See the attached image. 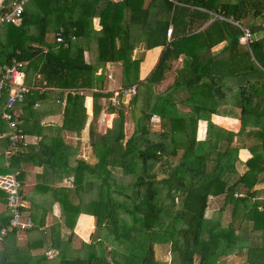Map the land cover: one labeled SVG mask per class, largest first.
<instances>
[{"label":"trees","instance_id":"16d2710c","mask_svg":"<svg viewBox=\"0 0 264 264\" xmlns=\"http://www.w3.org/2000/svg\"><path fill=\"white\" fill-rule=\"evenodd\" d=\"M34 4L35 13L24 9L20 25L5 24L0 34V64L15 57L26 64V72L34 70L35 85L59 89L60 97L65 95L62 127L79 134L86 125L98 159L89 163L75 158L74 165L65 164L73 186L53 189L64 220L49 227L50 247L59 252L41 254L34 264H49L53 259L56 264H166L155 257L157 245H169L168 264H219L234 247L245 246L247 264H264V200L255 188L264 181V0H34ZM95 18L100 24L97 31ZM32 23L37 28L34 35L28 31ZM51 27L55 34L60 32L63 42H57L56 35L54 42L46 41ZM243 29L251 34L248 43L240 41ZM140 45L144 50L163 48L144 80L138 77L141 58H132ZM86 51H96L101 64L120 62L123 88L135 85L129 102L134 107L141 99L142 106L128 138L122 94L115 97V104L109 100L114 94L103 91L104 77L96 74L94 62L86 61ZM176 62L180 66L174 68ZM173 69L166 87L155 90ZM87 93L95 102L91 117L85 108ZM226 93L235 96L233 106L240 109L238 132L209 118L218 113ZM47 94L35 89L27 94L23 119L33 116V105ZM101 98L106 100V109L117 115L104 133L93 127L101 112ZM155 115L160 118V130L151 138ZM200 119L207 121L203 140L196 137ZM248 127L245 135L252 142L247 147L251 157L239 172L238 152L244 144L234 141ZM203 128L201 123L200 136ZM63 148L68 145L62 139L48 146L47 155L29 146L12 155L11 166L20 161L42 166L58 165L63 158L67 162ZM8 167L5 171L13 172ZM129 176L131 181H127ZM238 190L243 197L234 196ZM0 194L6 203L7 193L0 190ZM76 197L78 202H72ZM214 197L223 198L220 211L230 212L229 222L221 216H205ZM36 207L42 205L32 208ZM7 210L0 230L11 219L8 206ZM20 211L31 214L23 207ZM80 214L95 218L94 232L82 243L79 255L69 256L61 253L60 229L70 230L66 241L70 240ZM122 215L129 216L131 224ZM30 216L33 227L25 231L36 232L35 246L42 248L45 237L38 225L45 222V212L41 218ZM243 228L253 239L259 235L258 240L248 244L249 238L238 231ZM17 232L13 229L0 241V264H20L9 259L8 247H3L7 237ZM112 238L126 250H112Z\"/></svg>","mask_w":264,"mask_h":264},{"label":"crops","instance_id":"0c3cea01","mask_svg":"<svg viewBox=\"0 0 264 264\" xmlns=\"http://www.w3.org/2000/svg\"><path fill=\"white\" fill-rule=\"evenodd\" d=\"M7 2V0H6ZM25 11L27 14L35 13V4L34 0L30 1L25 6ZM36 15V14H35ZM22 22V17L19 23H15L14 25L18 26ZM13 24V23H12ZM94 30L100 29L99 19L95 18L93 20ZM34 27V24L29 25L28 31L31 32V29ZM5 24L0 26V34L5 31ZM57 34V33H56ZM54 32V35H56ZM47 36V35H46ZM55 37V36H54ZM142 44V43H141ZM162 47H154L152 49L144 50L142 45L138 46L134 52L132 58H141L139 63V70H138V77L139 80H144L147 75L152 71L155 67L160 53L162 51ZM93 50V49H92ZM97 52L96 51H86L85 58L86 61H92L97 68V75H103L104 77V92L111 91L113 94L117 92L119 89L123 88L122 86V66L120 62H108L106 64H101L97 61ZM180 63H174V68L179 67ZM32 75L29 79L32 85L35 88H40L38 90L39 93H44L47 91L46 98L37 101L32 110L33 116H30L27 119H23V107L26 104V100L24 99L23 103L17 106V110L20 113V126L22 128L23 133L26 136L27 145L16 150L15 153L18 151H27L29 146H34L35 151L41 148L40 154L47 155V148L48 146L53 143L56 139H62L65 144L68 145V148L62 149V155H68V159L63 158L62 162H59L58 165L53 164L51 165H38L36 162L28 161H20L19 164L14 167L11 166L12 156L7 158L5 155L6 149L9 147V141L7 138L8 135V128L6 123L0 117V190L7 193L6 188H8L10 174L12 172L5 171L8 167L7 161H9V170L13 172H17V175L20 173V180L18 181L22 184L23 187V208H26L28 214H33L35 217L41 218L43 213L45 212V222L41 225H38L39 232L44 233L45 244L42 248L36 247L34 236H36V232H26V231H18L16 235H11L7 237L4 241V246L8 247L9 252V259L13 262H18L20 264H34L37 257L41 254L47 255H55L56 252H59L57 249H53L50 247L52 241V233L50 232L49 227L56 223H61L64 220V215H62V205L61 202L58 200L59 197H56V193L53 191L54 188H66L72 187L73 185L70 184L71 180L73 179L72 176L66 175L65 168H68L65 164L68 163L70 166L75 164V158L82 159V155L78 153L79 143H82V130L79 134L73 133L68 131L66 128L62 127L63 124V109L65 105V99L60 97L61 91L59 89L54 88H44L42 86H37L33 82L35 80V72L33 69ZM175 69H173L170 73V78L161 85V89L163 90L166 85L171 81V73H173ZM30 71V69H29ZM28 71L26 72V74ZM106 77V80H105ZM108 79V80H107ZM28 81V76H27ZM135 86V85H133ZM159 87V88H160ZM92 91V90H91ZM161 91V90H158ZM232 93H226V96L221 100V104L217 107L218 113L210 115V120L212 123L226 129L229 131L238 132L240 129V121L238 117L240 116V109L234 107L233 104L235 103V96L231 95ZM122 96V95H121ZM27 98V95L25 96ZM131 98V97H130ZM128 97H122L121 102L125 103V106L130 104ZM115 99V94L109 98V100L113 103ZM90 100V104L88 105V101ZM101 115L102 118L100 120H107L109 118V123H106L107 128L109 125L113 123L114 118L117 116L116 113H110L105 106V99L101 98ZM119 100V98H118ZM94 100L91 97L90 93H87L85 98V108H87V114L93 113L94 107ZM236 104V103H235ZM120 106V105H119ZM156 120L158 121V126L160 127V118L158 116ZM153 119V118H152ZM204 123L203 134H199L200 131V124ZM126 124V123H125ZM111 127V126H110ZM206 129H207V121L200 119L197 124V140H203L206 136ZM250 127L246 129V133L244 135L236 137L234 143L244 144V147H241L238 152V164L237 169L239 172H243L246 167L244 162L251 157L250 151L247 149L248 146L252 145V142L247 138L245 134L250 131ZM72 140V141H71ZM239 140V141H237ZM247 141V143H245ZM241 146V145H239ZM75 148V149H72ZM72 149V150H71ZM71 150V151H70ZM14 153V154H15ZM56 157L59 159L60 153L56 152ZM57 163V161H56ZM62 167V168H61ZM6 172V173H5ZM17 178V176H16ZM72 183V182H71ZM255 188L258 190L259 196H264L260 194L261 191H264V181L258 183ZM7 195V194H6ZM72 197V196H71ZM2 195L0 194V224L3 221L4 217L7 215V204L5 201H2ZM72 202H78V198H71ZM42 205L40 208H32L36 205ZM44 209V210H43ZM30 214V215H31ZM230 214V212H229ZM29 215V216H30ZM31 217V216H30ZM87 217V215L80 214L76 225L74 227L73 233L70 236V240L66 239L70 235V230L61 227L59 237L62 239L60 249L61 253H65L69 256L79 255L80 247L82 245V218ZM231 217V214L229 215ZM231 218L228 219L229 222ZM226 222V223H227ZM81 226H78L80 225ZM239 233L243 236V238H249L247 241L248 244L252 243L251 241H257L259 238L258 236H254V239L251 236L250 232L246 233L245 229L238 230ZM2 250V246L0 247ZM247 247L236 248L234 247L229 254L223 255L219 259V264H247L246 262V251ZM58 261L55 259L49 261V264H56ZM42 264H47L44 261Z\"/></svg>","mask_w":264,"mask_h":264},{"label":"built area","instance_id":"2783aa9c","mask_svg":"<svg viewBox=\"0 0 264 264\" xmlns=\"http://www.w3.org/2000/svg\"><path fill=\"white\" fill-rule=\"evenodd\" d=\"M33 0H0V26L8 23H19L25 6ZM117 2L120 0H109ZM172 33V27L167 30V38L169 39ZM74 37H72L73 39ZM251 40L249 30L243 29V36L240 41L248 43ZM56 41L63 42V36L60 32L56 34ZM26 64L12 57L8 62L0 64V117L6 123L8 128L9 147L5 151L7 158L14 155L15 151L26 146V136L20 126V113L17 106L23 103L25 96L35 88L32 83L27 81ZM135 86L129 88H121L115 92V97L122 94L128 99L135 93ZM115 102V99L113 100ZM126 104V102H125ZM9 166V161H7ZM17 172L10 174L9 184L7 190V206L12 213L8 225L0 230V241L8 232L16 229L17 231H25L33 227L32 218L29 215H22L20 208L23 206V187L16 178ZM235 197H243V192H235ZM259 199L264 200V196H258ZM178 202V199H176ZM262 210V206H259Z\"/></svg>","mask_w":264,"mask_h":264},{"label":"rangeland","instance_id":"374dc122","mask_svg":"<svg viewBox=\"0 0 264 264\" xmlns=\"http://www.w3.org/2000/svg\"><path fill=\"white\" fill-rule=\"evenodd\" d=\"M247 22V20L245 21ZM54 32L55 29L53 27L49 28L47 36H46V41L51 43L54 42ZM37 33V28L34 25V27L31 29V32H29V34L34 35ZM26 69V67H25ZM169 73V72H168ZM172 74V73H171ZM32 75V70L30 69V71L27 73L28 79L31 77ZM170 75V73H169ZM106 80V77H105ZM108 80V79H107ZM160 86L155 87V90H162ZM141 99H139V101L136 103V105L134 107L131 106V104H129L128 106H125V112H126V124H125V133H126V138H128L129 136H131V134L133 133L136 124H137V120L139 117V108H141L142 106V102H140ZM101 102V100H99V103ZM101 104V103H100ZM186 109V108H184ZM86 110H88L86 108ZM87 113V111H86ZM88 116H93L92 114H88ZM102 118L101 112L98 114V117L95 121V123H93V127H95V129L98 132L104 133L106 131V129L110 128L111 125H109V127L107 128L106 123H109V118L107 120V117L105 118V120H100ZM89 121V120H88ZM158 121L156 120V117L153 116V119L151 120L150 123V129H151V138L156 137L155 133H157L160 130V127L158 126ZM87 127L85 125L83 131H82V143H79V147H78V153L82 155V159L86 160V162L89 163H95L97 162V157H96V153L93 150L92 144L90 141H88L89 139V135L87 133ZM253 139V137H251ZM251 139V140H252ZM72 141V140H71ZM239 141V140H237ZM247 143V141L245 142ZM179 156H181V152L179 154ZM178 160V156L173 160V162H177ZM94 180V179H93ZM131 176H129V178L127 179V181H131ZM71 182L73 183V179L71 180ZM70 182V184L72 185V183ZM237 192H243L242 190H238ZM179 201V199H178ZM223 198L222 197H214V198H210L209 199V206L208 209L205 213V216L208 218H212V217H222V220L226 223L228 221L229 217V212L227 210H224L222 213L220 211V207L222 204ZM125 216V215H122ZM124 219L126 220V223L131 224L130 218L129 216H125ZM78 226H81L78 225ZM82 243L87 241L88 236L90 235V233L94 232V228H95V218L91 217V216H87V217H83L82 218ZM106 237V234H103V238ZM109 238H111L109 236ZM110 247L112 248V250H117L118 252H123V249L126 250V247H124L121 243L117 242L116 240H114L112 238V244H110ZM130 247V246H129ZM155 257L157 260L168 264L170 262L171 259V253H170V249H169V245H164V246H159L157 245L156 250H155Z\"/></svg>","mask_w":264,"mask_h":264}]
</instances>
